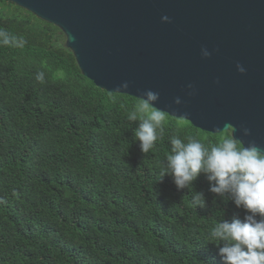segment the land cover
Masks as SVG:
<instances>
[{
	"label": "trees",
	"instance_id": "obj_1",
	"mask_svg": "<svg viewBox=\"0 0 264 264\" xmlns=\"http://www.w3.org/2000/svg\"><path fill=\"white\" fill-rule=\"evenodd\" d=\"M0 30L24 41L0 44V264H225L210 231L246 210L212 193L207 174L179 189L160 171L170 136L211 147L232 131L165 113L143 153L140 121L127 118L139 98L86 77L59 27L0 0Z\"/></svg>",
	"mask_w": 264,
	"mask_h": 264
},
{
	"label": "water",
	"instance_id": "obj_2",
	"mask_svg": "<svg viewBox=\"0 0 264 264\" xmlns=\"http://www.w3.org/2000/svg\"><path fill=\"white\" fill-rule=\"evenodd\" d=\"M9 1L59 27L98 87L139 99L153 90L165 113L264 151V0Z\"/></svg>",
	"mask_w": 264,
	"mask_h": 264
},
{
	"label": "clouds",
	"instance_id": "obj_3",
	"mask_svg": "<svg viewBox=\"0 0 264 264\" xmlns=\"http://www.w3.org/2000/svg\"><path fill=\"white\" fill-rule=\"evenodd\" d=\"M169 19L167 15L162 17L163 21ZM0 44L21 47L24 41L0 30ZM201 52L204 57L212 54L207 48ZM237 68L241 73L246 71L241 64ZM36 80L44 83V72H38ZM128 87L127 81L121 85L124 89ZM159 98L158 92L147 90L127 114L130 121H140L134 134L143 153L154 149L165 134V111L155 106ZM175 103L179 105L183 100L176 97ZM183 123L178 121V124ZM231 127L229 123L226 128ZM242 132L247 136L251 129L243 127ZM169 141L172 154L166 157L160 171L161 178L171 174L177 188L183 189L190 188L201 173L207 174L212 182L209 189L212 193L225 200L231 199L237 207L246 210L243 220L238 217L231 221L223 219L210 231V242L223 245L219 247V254L225 264H264V151L255 143L241 146L240 139L232 135L222 136L211 147L192 136L182 139L173 135ZM192 199L196 206L205 204L203 192H195Z\"/></svg>",
	"mask_w": 264,
	"mask_h": 264
}]
</instances>
